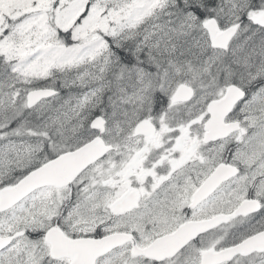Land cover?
Masks as SVG:
<instances>
[{
	"label": "snow or ice",
	"instance_id": "obj_1",
	"mask_svg": "<svg viewBox=\"0 0 264 264\" xmlns=\"http://www.w3.org/2000/svg\"><path fill=\"white\" fill-rule=\"evenodd\" d=\"M0 264H264V0H0Z\"/></svg>",
	"mask_w": 264,
	"mask_h": 264
}]
</instances>
